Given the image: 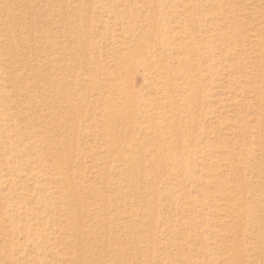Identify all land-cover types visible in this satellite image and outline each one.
<instances>
[{"label":"rangeland","instance_id":"374dc122","mask_svg":"<svg viewBox=\"0 0 264 264\" xmlns=\"http://www.w3.org/2000/svg\"><path fill=\"white\" fill-rule=\"evenodd\" d=\"M0 264H264V0H0Z\"/></svg>","mask_w":264,"mask_h":264},{"label":"bare ground","instance_id":"6f19581e","mask_svg":"<svg viewBox=\"0 0 264 264\" xmlns=\"http://www.w3.org/2000/svg\"><path fill=\"white\" fill-rule=\"evenodd\" d=\"M159 1H160V0H159ZM179 1H180V0H179ZM170 2H171V1H170ZM175 7H176V6H175ZM164 34H165V33H164ZM164 34L162 35V37L164 36ZM160 35H161V34H160ZM203 36H204V35H203ZM189 39H190V38H189ZM194 40H195V39H194ZM164 43H165V42H164ZM167 46H168V44H167ZM197 55H198V54H197ZM199 55H200V54H199ZM201 55H204V53L201 54ZM201 55H200V56H201ZM196 57H197V56H196ZM198 57H199V56H198ZM198 57H197V58H198ZM202 57H203V56H202ZM203 97H204V96H203ZM203 99H204V98H203ZM203 101H204V100H203ZM137 102H138V101H137ZM193 114H194V113H193ZM192 116H193V115H192ZM187 149H188V148H187ZM183 152H184V151H183ZM198 152H200V151H198ZM198 152H197V153H198ZM204 152H205V151H204ZM192 153H193V152H192ZM135 162H136V161H135ZM135 164H136V163H135ZM137 167H138V165H137ZM2 169H3V168H2ZM136 172H137V171H136ZM33 210H35V209H33ZM29 215H30V214H29ZM42 224H43V223H42ZM42 230H43V229H42ZM42 230H41V231H42ZM43 233H44V232H43ZM44 234H45V233H44ZM44 234H43V235H44Z\"/></svg>","mask_w":264,"mask_h":264}]
</instances>
